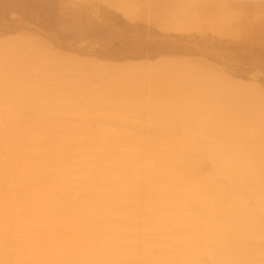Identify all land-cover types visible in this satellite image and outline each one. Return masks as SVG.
Listing matches in <instances>:
<instances>
[{
    "label": "bare ground",
    "instance_id": "obj_1",
    "mask_svg": "<svg viewBox=\"0 0 264 264\" xmlns=\"http://www.w3.org/2000/svg\"><path fill=\"white\" fill-rule=\"evenodd\" d=\"M32 37L0 42V264H264V96L198 63L87 71Z\"/></svg>",
    "mask_w": 264,
    "mask_h": 264
},
{
    "label": "rangeland",
    "instance_id": "obj_2",
    "mask_svg": "<svg viewBox=\"0 0 264 264\" xmlns=\"http://www.w3.org/2000/svg\"><path fill=\"white\" fill-rule=\"evenodd\" d=\"M188 3H192L191 15ZM224 4L233 11L222 8ZM115 6L84 0H0V42L33 36L87 71L98 63L120 67L177 63L188 68L198 63L224 70L246 98L258 103L264 96V89L252 88L254 80L264 84V0H136L127 15ZM69 8H77L84 18L66 13ZM232 12L236 17L230 23ZM69 21L78 26L63 30ZM130 115L143 121L138 110ZM160 130L150 123L147 132L160 134ZM109 192L113 199H126L121 193ZM118 223H123L121 218L112 225ZM145 224L150 226V221ZM81 226L72 229L80 232ZM86 252L81 248L78 255ZM90 261L89 256L84 263Z\"/></svg>",
    "mask_w": 264,
    "mask_h": 264
}]
</instances>
